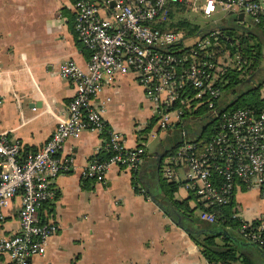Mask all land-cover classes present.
I'll use <instances>...</instances> for the list:
<instances>
[{
	"label": "built area",
	"instance_id": "obj_1",
	"mask_svg": "<svg viewBox=\"0 0 264 264\" xmlns=\"http://www.w3.org/2000/svg\"><path fill=\"white\" fill-rule=\"evenodd\" d=\"M70 1L75 10L73 30L88 59L84 66L72 58L59 66V74L72 81L74 90L65 118L36 150L24 151L19 139L0 132V220L11 198L20 195L19 228L0 237V254L8 255L9 264H29L32 256L45 252L49 237L58 230L57 222L42 218L39 208L55 194L52 178L71 168L72 159L58 154L68 137L84 129L101 137L97 153L81 170L83 178L103 180L112 164H124L131 172L142 164L144 142L127 146L124 134L107 123L96 102L104 82L117 73H132L144 88L152 106L149 138L176 124L183 134L180 116L206 108L213 133L204 141H180L160 164L164 178L195 198L199 219L222 220L210 208L228 204L238 187L255 188L264 199V94L257 109L225 108L223 73L227 68L242 70L240 54L223 47L218 28L204 27L201 34L200 26L187 35L180 28L163 26L175 3L185 6L189 20L207 23L214 10L233 8L257 22L264 15V0ZM102 151L109 153L101 157ZM180 166L184 168L181 178L175 170ZM232 215L239 217L236 212ZM240 220V234L261 245L263 224L251 226L250 221ZM202 264L233 263L204 259Z\"/></svg>",
	"mask_w": 264,
	"mask_h": 264
},
{
	"label": "crops",
	"instance_id": "obj_2",
	"mask_svg": "<svg viewBox=\"0 0 264 264\" xmlns=\"http://www.w3.org/2000/svg\"><path fill=\"white\" fill-rule=\"evenodd\" d=\"M238 12L216 9L207 25L249 26L250 17L238 20ZM74 15L70 0H0V132L19 139L24 151L36 150L65 118L74 90L72 81L59 74L60 64L72 58L84 66L88 59L73 30ZM259 91L264 94V74ZM96 102L107 123L124 134L127 146L144 142L139 177L159 198L161 189L154 193L156 187L147 185L145 176L154 172L153 159L166 144L159 148L158 139L154 143L147 137L153 119L148 125L152 106L144 88L132 73H117L104 82ZM101 143L88 129L64 141L58 154L72 159L71 168L52 178L55 194L39 208L42 218L59 227L45 252L32 256L29 264H202L204 258L187 230L151 195L134 188L127 166L112 164L103 180L82 177L81 170ZM173 194L188 197V205L196 209L180 184ZM230 202L238 218L264 224V199L255 188H236ZM19 208L20 195L15 194L0 220V237L18 230ZM239 252L252 258V264H264L258 251L251 254L239 247ZM9 261L6 253L0 254V264Z\"/></svg>",
	"mask_w": 264,
	"mask_h": 264
},
{
	"label": "trees",
	"instance_id": "obj_3",
	"mask_svg": "<svg viewBox=\"0 0 264 264\" xmlns=\"http://www.w3.org/2000/svg\"><path fill=\"white\" fill-rule=\"evenodd\" d=\"M185 12L186 8L181 3L171 5L168 18L163 26L176 29L180 28L187 35L196 32L200 26L187 19ZM203 30V27L200 28L201 33H203ZM219 30L221 32L219 39L223 47L229 49L231 54H233L234 51L238 52L241 61H244L242 70L238 71L227 68L223 73L226 79V83L222 86V95L227 97L224 103L225 108L248 106L257 109L262 103V97L260 96L258 88L264 74V69L261 70L260 66L264 45V15H261L257 22L250 21L249 26L237 27V25H233L230 27H221ZM256 75L260 76V80H256ZM250 82H252V84L243 89L245 84ZM232 98H234L233 102L227 105V102ZM202 107L204 106L199 108ZM151 121L152 118L148 125ZM202 121L203 126H201L198 131L194 132L186 127L185 121L183 120L182 125L186 130L183 134L178 131L173 135L177 137L176 143L171 145L168 142L169 140H167L168 146L164 148V154L162 156L172 152L180 141L188 139L185 135L189 131L195 134V137L192 138H196L200 141L206 140L209 135L213 133L211 126L212 121H210L207 116L202 118ZM175 126L179 125L176 124ZM108 153V151H102L100 156L106 157ZM162 156L158 161L154 158L152 165L154 171L157 172L158 185L161 189L159 198H156L148 189H145L146 186L139 177V169L132 172L133 186L136 190H141L144 194L151 195L162 210L173 220H178L182 227H188L187 234L196 243L204 259L222 260L233 264H252L253 260L250 258L248 259L246 255L239 252V247H241L242 244L256 246L264 257V224L259 230L263 243L258 245L247 240L240 234L239 227L241 220L237 216L232 215L233 211L230 207L231 202L218 208H210L211 210H215L217 215L223 216L224 218L222 220L207 222L199 219L197 215L194 217L192 215L194 207L188 205V197L181 199L174 197L173 193L179 184L175 181L167 180L161 175L160 164ZM183 220L187 221L188 224H183ZM259 223V219L250 221L251 226Z\"/></svg>",
	"mask_w": 264,
	"mask_h": 264
},
{
	"label": "rangeland",
	"instance_id": "obj_4",
	"mask_svg": "<svg viewBox=\"0 0 264 264\" xmlns=\"http://www.w3.org/2000/svg\"><path fill=\"white\" fill-rule=\"evenodd\" d=\"M168 15H169V13H168ZM185 15H186V12H185ZM191 21H193L194 23L198 24L199 26H201L203 28L204 27H208L207 23L202 22V20H199V19H191ZM227 60L229 62V59H227ZM260 66H261V70L264 69V60H261L260 61ZM255 78H256L257 81L260 80V76L259 75H256ZM253 85H254V82H253ZM258 91H259V88H258ZM247 97H248V94H247ZM202 116H203V111H202L201 108H199L195 112H191V113L185 112L182 116H180V121H183L184 120L186 127L189 128L190 130H192V127H191L192 124H193L192 121L194 119L202 118ZM201 121H202V119L198 120V122H201ZM178 131H179V126H175V127L171 128L170 130H166V131H157L156 132V135H155V138L151 139L150 142H154L155 143V140L158 139V141H159L158 142L159 143V145H158L159 148H163L165 146V144H166V146H168L167 140H169L171 137H173V135L175 133H177ZM163 136H164V139H163ZM185 137L192 138V137H195V134L192 133L191 131H189V132L186 133ZM183 169L184 168L181 167V166L180 167H176V169H175L176 171H178V175L180 176V178H181V176L183 174L182 173L183 172ZM145 178L147 179V180H145V182H146L147 185H149V186L150 185H153V186L156 187L155 190H152V191H154V193H155V191H159L160 190V188L157 187V185H156V183L158 182V179H157V173L155 171L154 172L152 171V173L151 172H148V174L145 176ZM160 179H161V176H160ZM156 194H158V193H156ZM192 200L195 201V198L193 196H192ZM196 214H197V210L196 209H193L192 215L195 217ZM241 248L242 249H248V250H250L251 251L250 252L251 254H253V253H255V252L258 251V248L256 246H253V245H250V244H242L241 245Z\"/></svg>",
	"mask_w": 264,
	"mask_h": 264
},
{
	"label": "flooded vegetation",
	"instance_id": "obj_5",
	"mask_svg": "<svg viewBox=\"0 0 264 264\" xmlns=\"http://www.w3.org/2000/svg\"><path fill=\"white\" fill-rule=\"evenodd\" d=\"M202 109V111H203V116H202V118H205L206 116H207V110H206V108H204V107H202L201 108ZM202 118H199V119H194L193 121H192V131H194V132H196V131H198L200 128H201V126H203V121H201V122H198V120H200V119H202ZM176 141H177V137L176 136H173V137H171L170 139H169V144H174V143H176Z\"/></svg>",
	"mask_w": 264,
	"mask_h": 264
},
{
	"label": "water",
	"instance_id": "obj_6",
	"mask_svg": "<svg viewBox=\"0 0 264 264\" xmlns=\"http://www.w3.org/2000/svg\"><path fill=\"white\" fill-rule=\"evenodd\" d=\"M112 4H113V2H112ZM242 15H243V14H242L241 12H238L237 15H236V18H237L238 20H240V19H242ZM201 34H202V33H201ZM262 52H263V51H262ZM233 99H234V98L230 99V101L227 102V105L230 104V103H232V102H233ZM163 154H164V151H161V152H159V153H157V154L155 155V158L157 159V161L159 160V158H160ZM184 229H185V230H188V227H184ZM258 252H259V251H258ZM259 254H260V256H263L262 253L259 252ZM250 259L252 260V258H250Z\"/></svg>",
	"mask_w": 264,
	"mask_h": 264
}]
</instances>
